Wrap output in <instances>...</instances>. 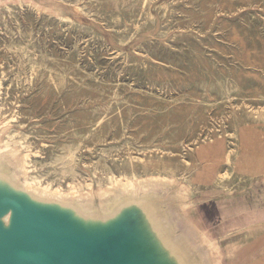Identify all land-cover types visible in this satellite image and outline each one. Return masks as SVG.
<instances>
[{"label":"rangeland","instance_id":"obj_1","mask_svg":"<svg viewBox=\"0 0 264 264\" xmlns=\"http://www.w3.org/2000/svg\"><path fill=\"white\" fill-rule=\"evenodd\" d=\"M111 1L0 0V130L27 179L93 193L96 210L112 178H167L179 214L151 194L198 264L214 258L199 230L221 264H264V0Z\"/></svg>","mask_w":264,"mask_h":264},{"label":"water","instance_id":"obj_2","mask_svg":"<svg viewBox=\"0 0 264 264\" xmlns=\"http://www.w3.org/2000/svg\"><path fill=\"white\" fill-rule=\"evenodd\" d=\"M0 169V264H198L151 192L109 210L47 197ZM188 241V242H187Z\"/></svg>","mask_w":264,"mask_h":264},{"label":"bare ground","instance_id":"obj_3","mask_svg":"<svg viewBox=\"0 0 264 264\" xmlns=\"http://www.w3.org/2000/svg\"><path fill=\"white\" fill-rule=\"evenodd\" d=\"M89 1H91V0H89ZM113 1H115V0H112L111 1V3L113 2ZM116 1H118V0H116ZM123 2H124V0H122ZM126 1V0H125ZM136 1H138V0H136ZM104 2V1H103ZM128 2H129V0H128ZM95 3V2H94ZM99 3H101V2H99ZM106 3V2H105ZM127 3V2H126ZM145 3H146V1H145ZM87 4V3H86ZM102 4V3H101ZM114 4H115V2H114ZM133 4V3H132ZM131 4V5H132ZM97 5H98V3H97ZM123 5H124V3H123ZM137 5V4H136ZM98 6H100V5H98ZM112 6H113V4H112ZM117 6V5H116ZM137 6H139V5H137ZM86 7V6H85ZM131 7H134V5L133 6H131ZM101 8V7H100ZM105 8V7H104ZM116 8H118V7H116ZM125 8H127V7H125ZM135 9H136V7H134ZM144 8V7H143ZM148 8V7H147ZM88 10V9H87ZM126 10V9H125ZM148 10H149V8H148ZM147 10V11H148ZM137 11V10H136ZM89 12V11H88ZM105 12V11H104ZM111 12V11H110ZM14 13V12H13ZM95 13V12H94ZM98 13V12H97ZM129 13V12H128ZM127 14V13H126ZM125 14V15H126ZM27 15V14H26ZM128 15H130V14H128ZM15 16H17V15H15ZM14 16V17H15ZM25 16V15H24ZM117 16V15H116ZM119 16V15H118ZM16 18V17H15ZM121 18V17H120ZM17 19H19V17L17 18ZM113 20H114V18H112ZM15 20V19H14ZM119 20V19H118ZM123 20V18L121 19V21ZM19 21V20H18ZM17 21V22H18ZM159 21V20H158ZM7 24V23H6ZM7 26V25H6ZM6 26H4V28L6 27ZM20 26H21V23H20ZM19 26V27H20ZM191 26V25H190ZM181 27V26H180ZM7 28V27H6ZM21 28V27H20ZM24 28V27H23ZM8 29V31H9V28H7ZM115 29V28H114ZM11 30V29H10ZM26 31H28V30H26ZM31 31V30H30ZM13 32H14V30H13ZM25 32V31H24ZM12 33V32H11ZM26 33V32H25ZM25 33H23V34H25ZM7 34H9L8 32H7ZM14 34V33H13ZM26 34H28V33H26ZM24 35V36H27V35ZM15 36V35H14ZM17 36V35H16ZM33 36V35H32ZM22 37V36H21ZM34 37V36H33ZM35 39V38H34ZM14 43V42H13ZM13 43H11L10 42V44L9 45H11V44H13ZM40 43V42H39ZM187 44V43H186ZM191 44H193V43H191ZM8 45V44H7ZM39 45V44H38ZM188 45H190V44H188ZM6 46V45H5ZM15 46H17V44H15ZM19 46V45H18ZM21 46V45H20ZM19 46V47H20ZM168 46V45H167ZM8 47V46H7ZM13 47V46H12ZM26 47V46H25ZM180 47V46H179ZM145 48V47H144ZM153 48V47H152ZM188 49H189V47H187ZM9 49V48H8ZM15 49V48H14ZM28 49V48H27ZM166 49V48H165ZM181 49V48H180ZM10 50V49H9ZM12 50V49H11ZM22 50V49H21ZM155 50V49H154ZM164 50V49H163ZM186 50V49H185ZM192 50V49H191ZM194 50V49H193ZM39 51H42V49H40ZM184 51V50H183ZM131 52V51H130ZM162 52V51H161ZM172 52V51H171ZM190 52V51H189ZM41 53V52H40ZM168 53V52H167ZM191 53V52H190ZM26 54V53H25ZM42 54V53H41ZM146 54H148L147 52H146ZM161 54V53H160ZM185 54V53H184ZM148 55H150V54H148ZM154 55V54H153ZM152 55V56H153ZM174 55V54H173ZM176 55H177V53H176ZM25 57V56H24ZM27 57V56H26ZM43 57V56H42ZM179 57H182V55L181 56H179ZM44 58V57H43ZM150 58H151V56H150ZM28 59H29V57H28ZM53 59V58H52ZM30 60V59H29ZM154 60V59H153ZM36 63V62H35ZM145 64V63H144ZM35 65H37V63L35 64ZM34 66V65H33ZM38 66V65H37ZM37 66H36V68H37ZM146 66V65H145ZM31 68V67H30ZM42 68V67H41ZM46 68V67H45ZM44 68V69H45ZM51 69V68H50ZM62 69V68H61ZM49 70V69H48ZM47 70V71H48ZM52 70V69H51ZM51 70H50V72H51ZM54 70H56V69H54ZM63 70V69H62ZM43 72V71H42ZM60 73V72H59ZM65 73V72H64ZM59 75V74H58ZM63 75V74H62ZM66 75V74H65ZM61 76V75H60ZM59 76V77H60ZM32 78V77H31ZM66 82V81H65ZM219 84V83H218ZM66 85V84H65ZM65 87V86H64ZM222 87V86H221ZM60 89H61V85H60ZM60 89H59V91H60ZM225 90V89H224ZM223 90V91H224ZM58 91V90H57ZM59 93H61V92H59ZM224 93H225V91H224ZM227 95H229V94H227ZM5 96V95H4ZM226 96V95H225ZM2 100H4V99H2ZM2 103V102H1ZM1 105V104H0ZM2 107V106H1ZM48 111V110H47ZM93 127H91V129H92ZM94 128H95V125H94ZM8 129V127L6 126L5 127V129H3V130H0V161L2 162V163H9V164H11V165H13V167H15V174L18 176V177H24V184H26L27 186H29L30 185V187H33L32 189L37 193V194H41V195H44V196H47V197H57V198H61V199H64V200H71V199H77V202L78 203H80V205L81 206H83V208H85V209H87V210H92L95 206L93 205V201H94V199H93V193H80V191H78L77 190V188L73 185V186H71L70 187V189L68 190V191H64V190H62L61 188H59V187H56V188H53V187H50L49 185H38L37 186V184L35 183V180H34V178H32V177H30V174H29V178L27 179V172H29V170H28V168H27V166H26V164L28 163V157H26V158H24V156L22 157V154H21V151H22V149L19 147H13V146H11L10 145V143H9V141H8V135L7 134H3L4 132H6V130ZM102 129V128H101ZM96 131V130H95ZM101 132V131H100ZM31 134V133H30ZM62 134V133H61ZM98 134H99V132H98ZM25 136V135H24ZM26 138V137H25ZM102 138V137H101ZM101 141V140H100ZM74 142V141H73ZM70 144V143H69ZM69 144H66L67 146L69 145ZM75 144H76V142H75ZM71 145H72V143H71ZM71 145L69 146V148H74V147H71ZM74 145V144H73ZM77 145V144H76ZM176 145V144H175ZM64 147V146H63ZM63 147H62V149H63ZM69 148H68V151L67 150H65V151H67L68 153H69ZM57 149H59V148H57ZM78 150H80L79 148H78ZM174 150V149H173ZM172 150V151H173ZM64 151V150H63ZM74 151V150H73ZM171 151V150H170ZM171 151V152H172ZM174 151H176V150H174ZM80 152V151H79ZM78 152V153H79ZM76 154V153H75ZM174 154V153H173ZM176 154V153H175ZM58 155V154H57ZM60 155V154H59ZM64 155H67L66 154V152H65V154ZM64 155H62L63 157H64ZM104 155V154H103ZM131 155V154H130ZM61 156V157H62ZM102 156V155H101ZM61 157H59V158H61ZM77 157V156H76ZM228 157V156H227ZM58 158V156H57V159H59ZM152 158V157H151ZM55 159H56V156H55ZM65 159V158H64ZM64 159H62V161L64 160ZM98 159H99V157H98ZM133 159V158H132ZM136 159V158H135ZM226 159V158H225ZM32 160V159H31ZM34 160V159H33ZM32 160V161H33ZM61 161V162H62ZM67 161V160H66ZM228 161V160H227ZM33 162H35V161H33ZM67 162H69V161H67ZM83 162V161H82ZM99 162V161H98ZM228 162H230V161H228ZM32 163V162H31ZM50 163V162H49ZM58 163H59V161H58ZM93 163V162H92ZM91 163V164H92ZM36 164V163H35ZM43 164H45V163H43ZM51 164V163H50ZM66 164H68V163H66ZM73 164V163H72ZM99 164H101L100 162H99ZM47 165V164H46ZM63 165V164H62ZM62 165H59V166H62ZM65 165V164H64ZM76 165V164H75ZM87 165V164H86ZM107 165V164H106ZM37 166H39V165H37ZM36 166V167H37ZM49 166V165H48ZM65 166H67V165H65ZM108 166V165H107ZM107 166H105V167H107ZM40 167V166H39ZM43 167H44V165H43ZM47 168V167H46ZM52 168V167H51ZM98 168V167H97ZM39 169V168H38ZM45 169V168H44ZM68 169V168H67ZM66 169V170H67ZM103 169V168H102ZM110 169H112V168H110ZM53 170V169H52ZM58 170V169H57ZM56 170V171H57ZM63 170H64V166H63ZM65 170V171H66ZM71 169H69V171H70ZM99 169H97V171H98ZM47 171V170H46ZM69 171H68V173H69ZM105 171V170H104ZM41 172H43V171H41ZM44 172H45V170H44ZM49 172V171H48ZM47 172V173H48ZM53 172V171H52ZM61 172V171H60ZM64 172V171H63ZM67 172V171H66ZM72 172H73V170H72ZM78 172V171H77ZM102 172V171H101ZM106 172V171H105ZM46 173V172H45ZM50 173H51V171H50ZM76 173V172H75ZM94 173H95V171H94ZM49 174V173H48ZM47 174V175H48ZM67 174V173H66ZM71 174V173H70ZM74 174V173H73ZM72 174V175H73ZM105 174V173H104ZM107 174V173H106ZM69 175V174H68ZM71 175V176H72ZM79 175V174H78ZM111 175V174H110ZM74 176V175H73ZM72 176V177H73ZM80 176V175H79ZM81 176H82V174H81ZM38 177V176H37ZM41 177V176H40ZM44 177H46V176H44ZM66 177V176H65ZM69 177V176H68ZM84 177V176H83ZM48 178V177H47ZM58 178V177H57ZM64 178V177H63ZM77 178V177H76ZM85 178V177H84ZM83 178V179H84ZM42 179V178H41ZM54 179H55V177H54ZM86 179V178H85ZM38 180V179H37ZM60 181V180H59ZM67 181V180H66ZM70 182H72V181H70ZM69 182V183H70ZM73 182H75L74 181V179H73ZM40 183V182H39ZM49 184H50V182H49ZM51 184H52V182H51ZM53 184H54V182H53ZM74 184V183H73ZM35 185H36V187H35ZM173 181H171V180H169V179H167V178H164V177H161V178H151V177H148V178H137V177H133V178H127V177H122V178H112L111 179V181H110V183H108L107 185H106V188L101 192V193H99V197H100V199L102 200L101 202V204H102V206H101V209H103V210H109L115 203H117L120 199H123V198H125V197H128V196H132V195H140L141 193H148V192H151L152 190H156V187H159V188H164V189H166V191L167 192H170L171 193V198L173 199L172 200V202H174V204H175V207H176V214L178 215L179 214V212L181 211V210H178L177 209V207L180 209H183L187 204H188V202H177V199L179 198V197H181V196H183V192H182V188H176L175 190L173 189V190H171L172 188H173ZM59 186V185H58ZM70 186V185H69ZM172 187V188H171ZM112 195H114V197H113V200L111 201V200H109V201H103V199L104 200H106V198H108L109 196H112ZM79 200V201H78ZM169 203H170V201H169ZM198 225H200V224H202V223H197ZM203 225V224H202ZM193 229V228H192ZM195 230L197 229V228H194ZM198 231V230H197ZM198 234L200 235L199 236V241H200V243L201 244H203V243H206L209 247H211V251H212V253H213V257L214 258H210V263L211 264H221L219 261L221 260V258H222V256H223V251L220 249V247L219 246H216V244L213 242V240H212V238H211V236H210V234H209V232H208V230H199L198 231ZM205 236V239H203L202 238V236Z\"/></svg>","mask_w":264,"mask_h":264}]
</instances>
